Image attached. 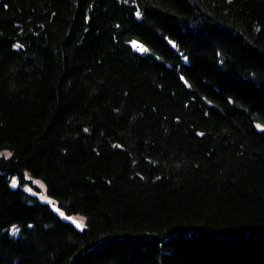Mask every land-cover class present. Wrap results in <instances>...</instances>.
Segmentation results:
<instances>
[{
	"label": "trees",
	"instance_id": "obj_1",
	"mask_svg": "<svg viewBox=\"0 0 264 264\" xmlns=\"http://www.w3.org/2000/svg\"><path fill=\"white\" fill-rule=\"evenodd\" d=\"M0 264H264V0H0Z\"/></svg>",
	"mask_w": 264,
	"mask_h": 264
},
{
	"label": "rangeland",
	"instance_id": "obj_2",
	"mask_svg": "<svg viewBox=\"0 0 264 264\" xmlns=\"http://www.w3.org/2000/svg\"><path fill=\"white\" fill-rule=\"evenodd\" d=\"M40 195H42V194H40ZM52 204V207L54 208V209H56V210H59L58 209V207H57V205L55 204V203H51ZM60 213L62 214L63 212L62 211H60ZM67 217V216H66ZM65 217V218H66ZM70 217V220H72L73 222H77V223H82V221H83V218H78V217H72V216H69Z\"/></svg>",
	"mask_w": 264,
	"mask_h": 264
}]
</instances>
